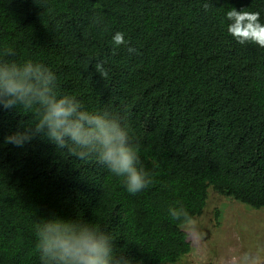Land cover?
Segmentation results:
<instances>
[{
	"label": "trees",
	"instance_id": "16d2710c",
	"mask_svg": "<svg viewBox=\"0 0 264 264\" xmlns=\"http://www.w3.org/2000/svg\"><path fill=\"white\" fill-rule=\"evenodd\" d=\"M232 8L264 24V0H0V61L43 63L61 95L120 117L152 181L130 194L95 157L5 143L35 116L0 103V264H41L36 228L55 217L100 228L130 264H176L191 241L170 208L195 219L211 191L264 208V48L229 34Z\"/></svg>",
	"mask_w": 264,
	"mask_h": 264
},
{
	"label": "clouds",
	"instance_id": "9594fccd",
	"mask_svg": "<svg viewBox=\"0 0 264 264\" xmlns=\"http://www.w3.org/2000/svg\"><path fill=\"white\" fill-rule=\"evenodd\" d=\"M207 11L209 3H204ZM228 32L240 44L254 43L264 48V24L259 12L232 8L226 13ZM116 48L128 45L124 33L113 35ZM129 53L136 49L128 46ZM11 54V50H8ZM95 69L102 77L108 72L101 61ZM0 103L4 109L23 108L34 113L35 122L5 139V143L23 147L37 135L47 139L56 149H66L81 161L95 157L111 173L123 178L130 194L144 190L152 182L143 168L138 146L120 117L107 110L90 112L71 95L57 91L56 74L45 64L0 61ZM169 216L191 238L198 232L197 221L184 207L169 209ZM36 249L41 264H130L117 258L109 234L90 223L55 217L36 228ZM258 255L246 254L243 264H259Z\"/></svg>",
	"mask_w": 264,
	"mask_h": 264
},
{
	"label": "rangeland",
	"instance_id": "374dc122",
	"mask_svg": "<svg viewBox=\"0 0 264 264\" xmlns=\"http://www.w3.org/2000/svg\"><path fill=\"white\" fill-rule=\"evenodd\" d=\"M191 251L176 264H243L246 254L264 264V208L254 209L211 191Z\"/></svg>",
	"mask_w": 264,
	"mask_h": 264
}]
</instances>
